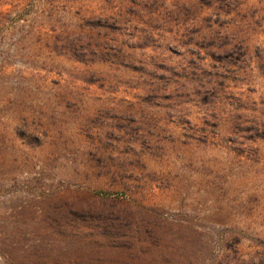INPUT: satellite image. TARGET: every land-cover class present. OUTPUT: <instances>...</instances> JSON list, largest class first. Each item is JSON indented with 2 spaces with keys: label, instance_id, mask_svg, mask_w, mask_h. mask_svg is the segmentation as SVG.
<instances>
[{
  "label": "rangeland",
  "instance_id": "374dc122",
  "mask_svg": "<svg viewBox=\"0 0 264 264\" xmlns=\"http://www.w3.org/2000/svg\"><path fill=\"white\" fill-rule=\"evenodd\" d=\"M0 264H264V0H0Z\"/></svg>",
  "mask_w": 264,
  "mask_h": 264
}]
</instances>
